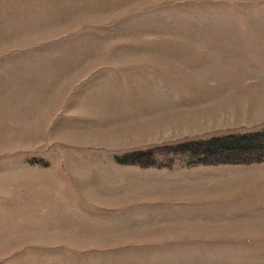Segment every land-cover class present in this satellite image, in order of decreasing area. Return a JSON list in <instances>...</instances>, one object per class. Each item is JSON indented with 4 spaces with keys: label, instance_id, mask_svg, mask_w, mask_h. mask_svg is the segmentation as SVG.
I'll return each mask as SVG.
<instances>
[{
    "label": "rangeland",
    "instance_id": "374dc122",
    "mask_svg": "<svg viewBox=\"0 0 264 264\" xmlns=\"http://www.w3.org/2000/svg\"><path fill=\"white\" fill-rule=\"evenodd\" d=\"M263 92L264 0H0V264H264V173L201 170L264 161L184 150Z\"/></svg>",
    "mask_w": 264,
    "mask_h": 264
},
{
    "label": "trees",
    "instance_id": "16d2710c",
    "mask_svg": "<svg viewBox=\"0 0 264 264\" xmlns=\"http://www.w3.org/2000/svg\"><path fill=\"white\" fill-rule=\"evenodd\" d=\"M264 139V131L248 135H230L211 139L209 141L191 143L184 146L189 154L201 159L200 165L217 164H252L264 161V144L255 148L254 142ZM248 144L249 152L234 150L236 147ZM241 149V148H239Z\"/></svg>",
    "mask_w": 264,
    "mask_h": 264
},
{
    "label": "crops",
    "instance_id": "0c3cea01",
    "mask_svg": "<svg viewBox=\"0 0 264 264\" xmlns=\"http://www.w3.org/2000/svg\"><path fill=\"white\" fill-rule=\"evenodd\" d=\"M264 92L262 94H260V97L256 100H263L264 101ZM259 105L262 106L264 105V102H259ZM201 170H210L209 172L210 173H216L218 175H223V174H229V173H235V172H254V173H264V163H261V164H254V165H251V166H247V167H237V168H233V167H227V166H219V167H211V168H203ZM236 182V181H234ZM220 184H225V185H222V186H219V187H216L218 188L219 191H221L224 187L226 186H236V187H245L244 185L242 186V182H238V183H235L233 184V182H230V183H220ZM221 195V194H219ZM245 209H246V204H247V207L251 210H254V211H257V216L258 217H263L264 218V192L263 193H259V194H256L255 197L254 196H245ZM231 202V201H230ZM263 223V222H262ZM258 224V223H256ZM245 225H248L249 224H245ZM264 225V223L262 224ZM261 229H264V228H261ZM261 229H258V230H261ZM263 231H256L255 230L253 231V229L250 227L248 229L247 232H245V238L247 240H252V239H249L247 237H250V236H253V235H262L264 233H262Z\"/></svg>",
    "mask_w": 264,
    "mask_h": 264
},
{
    "label": "bare ground",
    "instance_id": "6f19581e",
    "mask_svg": "<svg viewBox=\"0 0 264 264\" xmlns=\"http://www.w3.org/2000/svg\"><path fill=\"white\" fill-rule=\"evenodd\" d=\"M180 120H181V119H180ZM153 126H154V125H153ZM145 128H146V127H145ZM133 130H134V129H133ZM140 130H141V129H140ZM135 131H136V130H135ZM121 132H122V131H121ZM121 132H120V133H121ZM133 132H134V131H133ZM126 134H127V133H126ZM116 135H117V133H113V134L110 133V134H108L106 137L104 136V137L102 138V140H105V139H106V141H108V142L110 141V142H111V141H113V140L115 139ZM118 135H119V136H121V135H125V133H123V134H119V133H118ZM68 136H70V135H68ZM98 137H99V135H98ZM101 137H102V136H101ZM101 137H100V138H101ZM66 139H68V140H70V141L73 140V138H71V137H67ZM96 139H99V138H96Z\"/></svg>",
    "mask_w": 264,
    "mask_h": 264
}]
</instances>
